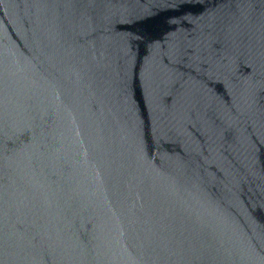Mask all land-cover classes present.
Returning <instances> with one entry per match:
<instances>
[{
    "label": "water",
    "instance_id": "95a60500",
    "mask_svg": "<svg viewBox=\"0 0 264 264\" xmlns=\"http://www.w3.org/2000/svg\"><path fill=\"white\" fill-rule=\"evenodd\" d=\"M0 264H264V0H0Z\"/></svg>",
    "mask_w": 264,
    "mask_h": 264
}]
</instances>
